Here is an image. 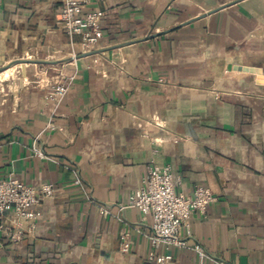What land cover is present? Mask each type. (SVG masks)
Returning <instances> with one entry per match:
<instances>
[{"label": "crops", "instance_id": "obj_1", "mask_svg": "<svg viewBox=\"0 0 264 264\" xmlns=\"http://www.w3.org/2000/svg\"><path fill=\"white\" fill-rule=\"evenodd\" d=\"M61 9L0 6V72L18 69L0 89V182L56 191L0 264H149L153 219L131 198L154 163L218 199L181 229L188 248L163 251L171 264H264V0H92V51ZM58 75L73 78L59 105L35 79Z\"/></svg>", "mask_w": 264, "mask_h": 264}, {"label": "built area", "instance_id": "obj_2", "mask_svg": "<svg viewBox=\"0 0 264 264\" xmlns=\"http://www.w3.org/2000/svg\"><path fill=\"white\" fill-rule=\"evenodd\" d=\"M3 0H0V6ZM62 9L58 20L64 26L69 37H82L83 45L92 51L103 39L101 22L103 12L91 9L92 0H60ZM73 78L63 75L41 78L38 85L45 90V98L56 104L70 90ZM37 153L43 155L36 150ZM178 181L170 167L153 164L145 181L133 193L131 206L138 208L146 217L151 216L153 223L148 236L151 250L149 264H171L173 257L163 251L170 248H188V243L181 239V229L188 225L194 212L206 213L210 205L218 199L211 189L197 187L191 196L177 190ZM76 184L82 189L90 202L99 207L101 214L107 217L110 212L104 206L94 202L88 195L83 182ZM55 188L51 184L39 187L29 186L19 179L9 176L0 182V255L3 239L14 244L20 243L34 231L38 220V208L46 201L54 199ZM9 221V223H7ZM123 251L129 249L128 235H124ZM202 257H207L200 247L195 248Z\"/></svg>", "mask_w": 264, "mask_h": 264}, {"label": "rangeland", "instance_id": "obj_3", "mask_svg": "<svg viewBox=\"0 0 264 264\" xmlns=\"http://www.w3.org/2000/svg\"><path fill=\"white\" fill-rule=\"evenodd\" d=\"M11 67H14V66H10V67H8V68H6V69H4L3 71H1V72H3V73H1L0 74V76H2L3 75V78L0 80V89L2 88V87H4L5 86V90H7L8 88V86H10L11 84H12V82H13V80L14 79H16V71L18 70V69H13V68H11ZM9 68H11V69H9ZM8 69V70H7ZM6 70V71H5ZM5 71V72H4ZM8 76V77H7ZM36 79V81L38 82V81H40V79L41 78H39V77H37V78H35ZM39 83V82H38Z\"/></svg>", "mask_w": 264, "mask_h": 264}, {"label": "bare ground", "instance_id": "obj_4", "mask_svg": "<svg viewBox=\"0 0 264 264\" xmlns=\"http://www.w3.org/2000/svg\"><path fill=\"white\" fill-rule=\"evenodd\" d=\"M14 69V68H13ZM12 70V69H11ZM4 74V73H3ZM8 77V76H7ZM3 78V75L2 76H0V80Z\"/></svg>", "mask_w": 264, "mask_h": 264}]
</instances>
